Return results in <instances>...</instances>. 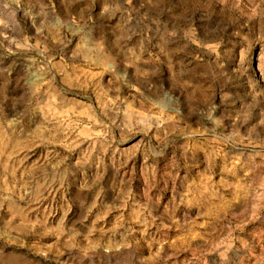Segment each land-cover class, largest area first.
<instances>
[{"label":"rangeland","instance_id":"374dc122","mask_svg":"<svg viewBox=\"0 0 264 264\" xmlns=\"http://www.w3.org/2000/svg\"><path fill=\"white\" fill-rule=\"evenodd\" d=\"M0 264H264V0H0Z\"/></svg>","mask_w":264,"mask_h":264}]
</instances>
